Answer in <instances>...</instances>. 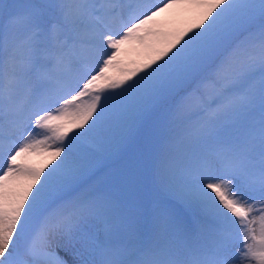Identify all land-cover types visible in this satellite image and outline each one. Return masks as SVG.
<instances>
[{"label": "snow or ice", "instance_id": "snow-or-ice-1", "mask_svg": "<svg viewBox=\"0 0 264 264\" xmlns=\"http://www.w3.org/2000/svg\"><path fill=\"white\" fill-rule=\"evenodd\" d=\"M0 264H264V0H0Z\"/></svg>", "mask_w": 264, "mask_h": 264}, {"label": "rangeland", "instance_id": "rangeland-1", "mask_svg": "<svg viewBox=\"0 0 264 264\" xmlns=\"http://www.w3.org/2000/svg\"><path fill=\"white\" fill-rule=\"evenodd\" d=\"M44 162V158L42 156H37V157H32L31 158V163L35 164V165H40L41 163Z\"/></svg>", "mask_w": 264, "mask_h": 264}]
</instances>
